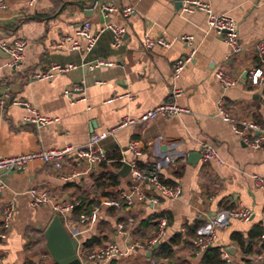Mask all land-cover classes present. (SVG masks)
<instances>
[{
	"label": "crops",
	"instance_id": "crops-1",
	"mask_svg": "<svg viewBox=\"0 0 264 264\" xmlns=\"http://www.w3.org/2000/svg\"><path fill=\"white\" fill-rule=\"evenodd\" d=\"M4 1L8 9L0 11V96L7 94L10 99L0 107L1 157L67 145L80 148L91 134L117 126L124 117L137 119L161 104H176L189 111L172 119L124 128L100 143L106 156L116 153L129 162L133 156L126 149L136 140L141 153L138 167L153 170L164 184L177 187L180 194L176 199L165 198L152 186H143L145 195L155 197L156 203L113 211L100 203L94 206L100 211L90 228L79 225L71 215V227H64L77 242L81 264H100L86 260L81 253L106 242L125 251L129 240L117 232L119 223L135 226L132 239L141 247L106 264H203L205 252L194 250L192 240L218 216L224 226L214 246L227 249L233 264H264L259 238L245 245L246 251L234 240L240 235L249 242L251 235L260 230L264 192L254 188L251 177L264 178V145L261 149L245 146L217 117V102L221 100L231 116L264 127V80L253 86L242 78L256 62L254 45L264 41V0H200L216 14H226L234 21L242 52L232 60L225 59L228 49L208 29L205 15L183 13L182 0H37L33 6L28 0ZM108 5L117 11L104 12L102 7ZM126 8L133 13L124 16L122 10ZM87 22L93 32H100L90 50L82 39L78 40L79 51H71L67 44L58 46L63 37L73 36ZM108 26L124 29V35L117 41L114 32L106 29ZM182 36L193 38L195 53L179 78L173 80V63L189 52L179 40ZM146 38H161L169 47L146 48ZM15 41L24 43L19 69L8 66L9 56L2 49V44ZM97 62L110 65L96 67ZM53 65L74 69L47 81L30 79L33 73ZM219 68L236 81L233 86L224 89L217 82L215 72ZM75 86L82 87L83 93L73 91ZM65 92L69 94L65 96ZM174 92L179 95L174 96ZM24 104L57 121L43 128L25 123L29 113ZM206 147L215 151L219 162L202 161ZM83 167L73 155L58 171L32 163L0 176V225L2 208L10 201L15 205L11 225L0 238V264H56L44 238L53 218L50 206L31 208L26 192L42 188L54 199L80 201L91 190L89 176L101 170L99 167L89 176L70 178L72 172ZM108 169L112 168L108 165ZM121 179L120 190H124L128 178ZM239 207L253 213L249 222L226 216ZM161 218L166 220L164 234L156 245L148 247ZM87 241L94 243L87 248ZM163 246L170 248L169 257L162 252Z\"/></svg>",
	"mask_w": 264,
	"mask_h": 264
},
{
	"label": "built area",
	"instance_id": "built-area-1",
	"mask_svg": "<svg viewBox=\"0 0 264 264\" xmlns=\"http://www.w3.org/2000/svg\"><path fill=\"white\" fill-rule=\"evenodd\" d=\"M37 0H28V5L33 6ZM8 5L4 0H0V11H6ZM102 10L104 12H116L117 8L111 5L103 6ZM181 11L183 13H194L201 12L205 15L206 25L209 30L215 32L225 44L228 49V54L226 60H232L236 58L242 52V46L238 37L237 29L232 18L226 14H216L209 4L201 2L200 0H182ZM124 16H128L133 13L131 8H126L122 10ZM106 29H110L114 32L115 39L118 41L124 35V29L114 28L108 26ZM99 33L93 32L90 23L82 24L75 32L74 35H68L61 39L58 46L68 45L71 51L80 50V39L85 40L87 43V50L93 46L97 40ZM179 40L185 43L189 52L180 59L176 60L172 65V78L177 80L180 76L181 71L184 67L189 64L194 57L195 50L192 48L193 38L189 36H182ZM169 47V43L165 42L163 39L158 38L155 40L146 38L144 41V46L146 48H151L152 46ZM24 43L15 41L12 44H2V49L7 52L9 56L8 66L13 69H19L21 67L22 51ZM254 50L256 54V62L251 66L250 69L246 71V78L251 85L257 86L261 84L264 80V41L257 42L254 45ZM107 62H97L96 67L108 66ZM73 66H59L53 65L44 71H37L30 76L32 81H47L54 78L57 75H62L70 70H73ZM215 78L222 88H228L233 86L236 81L229 78L222 68H219L215 72ZM73 91H80L83 93V88L75 86ZM65 96L69 92H65ZM178 92H174V96H178ZM10 97L7 94H2L0 96V107L2 108L6 101ZM82 100L78 98L76 101ZM14 105H23L22 102L12 101ZM27 108L29 116L24 118L25 123H30L37 128H43L55 123L57 120L49 118L40 114L39 112L31 109L28 105L24 104ZM189 111L186 108H181L176 104H161L155 108L145 112L137 119H132L129 117H124L117 126L96 134H91L88 138L87 143L80 148L73 147L71 145L64 146L60 149H48V150H38L35 152H30L26 154H19L9 157L0 156V176L5 175L11 171H19L26 168L32 163H41L48 166L56 171L60 170L67 158L75 155L76 160L83 164L81 170H76L72 172L70 178H79L84 176H89L91 173L95 172L101 164L107 162L106 155L99 147L100 143L112 136L115 132L122 130L130 126H137L146 124L155 120L160 119H172L178 117L182 114H187ZM217 117L227 123L233 133L241 139V142L252 149H261L264 145V127L259 126L253 120H248L246 118H237L229 114V111L224 105V102L219 100L217 102ZM127 152L132 154V160L127 162L121 160V164H127L129 166V172L127 174L128 186L124 190H120L119 197L116 200H104L101 202L102 208H114L120 209L123 206L128 208L136 209L142 204L150 202L152 204L157 202L155 197L148 198L142 190L143 186H152L153 189L161 196L170 199L178 198L180 190L177 187L164 184L157 174L151 170L146 171L138 167L137 160L141 155L139 151V144L136 140H132L126 149ZM201 159L203 162L209 160H215L219 162L218 155L211 148H204L202 152ZM253 186L256 190L264 192V178L253 175L251 177ZM69 180V179H67ZM3 185L0 182V191ZM26 196L29 198V205L31 208H39L42 206H50L51 213L53 216H59L63 219V225L66 228H70L72 224L71 215L73 209L79 205V200L76 199H61L57 200L49 195V192L42 188H31L26 192ZM100 208L93 207L88 214L81 215L78 219L79 225L86 226L88 228L92 227L98 220ZM15 213V205L12 201L8 202L2 208V220L0 225V238L4 237L5 231H7L11 225ZM229 219L240 220L243 222H249L253 217V213L245 208L239 207L237 209L230 210L226 213ZM158 231L155 233L147 242L148 247H152L158 243L159 238L164 234L166 228V220L161 218L158 221ZM224 222L218 216L212 219L203 229L202 233L192 240V247L198 253H204L208 248L214 246L217 241V233L223 228ZM135 226L133 224H128L124 226L123 224H117V232L125 240H129L127 243V248L122 253L116 244L113 242H106L102 245L89 249L81 253V256L88 261L98 262L100 264H106L111 259L126 256L133 252L134 249L141 247L139 244L134 242L132 237L134 236ZM260 229V246H261V258L264 259V217L259 223ZM4 232V233H2ZM219 256L223 264H233L229 252L227 249L219 247ZM34 264H39L38 262Z\"/></svg>",
	"mask_w": 264,
	"mask_h": 264
},
{
	"label": "trees",
	"instance_id": "trees-1",
	"mask_svg": "<svg viewBox=\"0 0 264 264\" xmlns=\"http://www.w3.org/2000/svg\"><path fill=\"white\" fill-rule=\"evenodd\" d=\"M264 93V91H263ZM107 157V162L101 164L100 171L95 172L89 176V179L91 181V190L87 195L80 199L79 205H77L73 211V219H79L80 215L82 214H88L90 213L92 207L98 206L102 201L104 200H116L119 197V192L121 189V183L122 179L120 178L118 172L122 168L121 164V157L113 153ZM108 165L112 169H108ZM118 171V172H117ZM110 211H113L114 208H107ZM256 231H258L256 229ZM253 238H260V230L259 232L253 233L251 237L248 240H244L241 238V236H235L234 240L237 241L240 245V247L246 251L245 245H249L250 241H252ZM93 244L94 242H86L85 245L87 248H89V245ZM173 243H176V241H173ZM170 248L168 246L162 247V252L168 254V257L171 255V252L169 250ZM203 264H223V262L220 260L219 251L218 248L215 246H212L209 250H206L203 256L202 260ZM242 264H252L249 261H242Z\"/></svg>",
	"mask_w": 264,
	"mask_h": 264
},
{
	"label": "water",
	"instance_id": "water-1",
	"mask_svg": "<svg viewBox=\"0 0 264 264\" xmlns=\"http://www.w3.org/2000/svg\"><path fill=\"white\" fill-rule=\"evenodd\" d=\"M242 78L245 79L246 74ZM128 172L129 166L123 164L119 175L125 178ZM44 238L47 252L56 264H81L77 257V242L66 231L61 217L53 216L44 231Z\"/></svg>",
	"mask_w": 264,
	"mask_h": 264
}]
</instances>
